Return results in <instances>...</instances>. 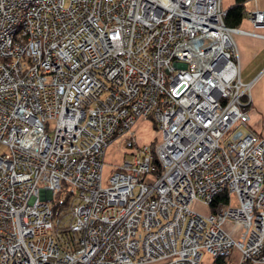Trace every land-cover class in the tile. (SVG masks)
I'll use <instances>...</instances> for the list:
<instances>
[{
	"label": "built area",
	"instance_id": "obj_1",
	"mask_svg": "<svg viewBox=\"0 0 264 264\" xmlns=\"http://www.w3.org/2000/svg\"><path fill=\"white\" fill-rule=\"evenodd\" d=\"M224 15L220 0H0V264H264V136L234 40L264 39V9L248 28ZM120 137L128 157L103 176Z\"/></svg>",
	"mask_w": 264,
	"mask_h": 264
},
{
	"label": "rangeland",
	"instance_id": "obj_2",
	"mask_svg": "<svg viewBox=\"0 0 264 264\" xmlns=\"http://www.w3.org/2000/svg\"><path fill=\"white\" fill-rule=\"evenodd\" d=\"M226 1V0H225ZM243 24V23H242ZM235 36V35H234ZM237 45V44H236ZM241 50H243V48H241ZM253 56L250 57V61L245 64L246 66H250V65H254L255 64H261L264 61V44L259 47L257 49V51L252 54ZM244 64L240 63L239 65V73H240V78L243 82H245V78H244V74L246 72L245 66H243ZM259 75V74H258ZM257 75V76H258ZM257 82L255 80V82L253 83V86L258 83L260 84V82H264V71L260 74V76L256 77ZM252 87V86H251ZM260 85H259V89H260ZM253 88H251L252 90ZM249 93H250V89H249ZM251 97V105H252V109L250 110V117H249V122L250 124H252V127L254 126L258 128V130L260 131V133L264 136V107L262 104H264V96H250ZM138 121H140L138 123ZM136 126V128H135ZM134 129H135V139L137 142L140 143H149L152 139H156V130L155 128L151 127V120L147 119V118H141L139 120H137L135 122L134 125ZM123 147V139L122 137L120 138H114L113 140L110 141V146L109 149L111 151V153L115 152V157L116 159L119 157V155L117 154V149L122 148ZM122 151H121V155H122ZM125 158L128 157V154L124 153ZM114 159L109 158V156L107 154H105L103 161H104V167L105 169H103L102 171V175L106 176L107 175V167L109 166V163L113 162ZM230 203L228 204H234L235 203V198L234 196L230 195ZM191 208L198 211L199 213H203L207 210L206 206L204 204H202L200 201L198 200H194L191 203ZM67 222V217L63 218L62 222L60 223H66Z\"/></svg>",
	"mask_w": 264,
	"mask_h": 264
},
{
	"label": "crops",
	"instance_id": "obj_3",
	"mask_svg": "<svg viewBox=\"0 0 264 264\" xmlns=\"http://www.w3.org/2000/svg\"><path fill=\"white\" fill-rule=\"evenodd\" d=\"M232 1L233 0H226V1L220 0V5L223 8H225ZM243 7L245 9V12H247V10H249L251 8L264 9V0H244L243 1ZM239 26H241L243 28H248V23L246 21L245 15L241 19ZM234 40L237 44V49H238V63H239V65H240V63L244 64L243 66H245V68H247L246 72L244 74V78L246 77L245 82L250 81V80L252 81V83H251L252 87L250 86V93H249L250 96H264V82H260V84L256 83L253 86V83L257 79L256 77L260 76V74L264 71V61L261 64H255V66L250 65L248 67L245 65L250 61V57L253 56L252 54H254L257 51V49L264 44V39L258 38V37H253V36H248V35H243V34H235ZM241 48H243V50H241ZM239 76H240V73H239ZM257 80H256V82H257ZM259 85L261 86L260 89H259ZM251 88H253V89L251 90ZM262 105L264 107V104H262ZM250 113L251 112H249V117H250ZM139 122L140 121H138V123ZM253 122H252V124H253ZM252 124H251V126H252ZM135 128H136V126H135ZM255 128H257V127H255ZM109 146H110V143L104 149L103 156H105V154H107L109 156V158L114 159L113 161H117L122 156L125 157L124 156V144H123L122 148H119L116 151L118 155L120 154L117 159L115 157V152L111 153ZM121 151L123 152L122 155H121Z\"/></svg>",
	"mask_w": 264,
	"mask_h": 264
},
{
	"label": "trees",
	"instance_id": "obj_4",
	"mask_svg": "<svg viewBox=\"0 0 264 264\" xmlns=\"http://www.w3.org/2000/svg\"><path fill=\"white\" fill-rule=\"evenodd\" d=\"M243 1L244 0H233L231 3H229L225 8V15H224V24L228 26H238L241 19L246 14L245 9L243 7ZM153 125V124H152ZM150 145H153L154 140L152 139L150 142ZM155 161V160H153ZM74 196L73 192L71 190H65L63 187L60 191L56 192L52 201H51V209H52V215L54 218L58 217H64L68 214V208L71 203V199ZM224 195H216V197L208 203L207 209L210 211H214L215 205L217 200L223 199ZM59 235H61L62 245L66 246H72V236L73 233H70L67 231L66 227L60 226L58 227ZM223 260H216V263L221 264Z\"/></svg>",
	"mask_w": 264,
	"mask_h": 264
}]
</instances>
